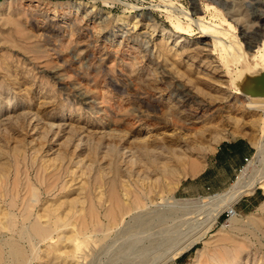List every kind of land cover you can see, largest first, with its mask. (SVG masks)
<instances>
[{
  "label": "rangeland",
  "instance_id": "obj_1",
  "mask_svg": "<svg viewBox=\"0 0 264 264\" xmlns=\"http://www.w3.org/2000/svg\"><path fill=\"white\" fill-rule=\"evenodd\" d=\"M214 33L231 46L239 41L249 61L221 53ZM263 42L264 0H0V264H11V249L28 256L25 264H52L57 245L62 264H153L167 239L186 241L211 225L215 194L231 190L244 172L253 188L221 210L204 239L163 264H206L230 245L240 247L241 264H264V111L237 93L233 76L262 75L248 47ZM241 137L255 154L228 189L212 193L192 183L220 144ZM130 148L139 163H131ZM161 163L177 175H162ZM142 168L160 171L145 181L155 188L144 196L145 208L115 231L100 233L99 222L92 223L86 237L83 221L93 213L104 219V198L122 196L126 187L139 191ZM174 198L191 204L176 206ZM27 206L32 219L44 213L52 222L49 238H21L32 226ZM80 206L76 221L69 212ZM232 207L234 218L226 215ZM133 215L148 230L134 251L127 249L139 227ZM72 227L77 242L65 245Z\"/></svg>",
  "mask_w": 264,
  "mask_h": 264
},
{
  "label": "bare ground",
  "instance_id": "obj_2",
  "mask_svg": "<svg viewBox=\"0 0 264 264\" xmlns=\"http://www.w3.org/2000/svg\"><path fill=\"white\" fill-rule=\"evenodd\" d=\"M173 5V4H172ZM181 12H183V11H181ZM172 14V13H171ZM182 14H186V15H190L189 14V12H184V13H182ZM174 15V14H173ZM189 17V16H188ZM190 18V17H189ZM177 19V18H176ZM207 19V18H206ZM179 20V19H178ZM190 20H192L191 18H190ZM195 22V21H194ZM182 23V22H181ZM179 21L178 22H176V26H177V28H179V29H182V24H181ZM199 25L200 26H203V25H205V23L203 22V20H199ZM210 25V24H209ZM208 25V26H209ZM211 26V25H210ZM209 26V27H210ZM216 26H218V25H216ZM208 27V28H209ZM213 29H214V26H211ZM218 27H220V26H218ZM207 29V28H206ZM213 29H212V31H213ZM216 29V28H215ZM223 29V28H222ZM221 29V30H222ZM204 31H206V30H204ZM208 31H210L209 33H211V29L209 30L208 29ZM208 31H207V33H208ZM219 31V30H218ZM214 32H216V31H214ZM208 33V34H209ZM220 34V33H219ZM221 35V34H220ZM212 36V35H211ZM213 38L212 39H214V42H215V44H213V45H215L216 46V48L217 49H220V51H221V53H224L225 55H237L238 57L240 56L241 58H242V60L243 61H249V59H248V54H244L243 52H241V48H240V42L239 41H237V45L236 46H231V45H228V44H226L225 42H224V40H223V38L222 37H220L219 35H217V34H213V36H212ZM207 44V43H206ZM249 44V43H248ZM251 44V43H250ZM238 45H239V47H238ZM248 50H251L250 51V57H252V59H253V61H254V65H252V67L253 68H255L256 69V71H258V70H261L262 71V75L261 76H258V75H253V74H251L249 71H247L246 70V72H244V70L242 71V70H237L235 73H234V80L235 81H238L239 82V85H240V89L237 91V93H239V94H247V95H249L248 97H250L249 99H250V102H249V106H251L252 108H255V109H261V110H263L264 111V42L263 43H261V45H259V46H254V45H249V47H248ZM246 53H248V52H246ZM224 57V56H223ZM245 75V77H244V80H241V75ZM233 78V77H232ZM94 102H96V101H94ZM93 102V103H94ZM183 118V117H182ZM53 126V125H52ZM264 127V126H263ZM51 129V128H50ZM47 131H48V129H47ZM47 131H46V133H47ZM51 130H49V132H50ZM220 134V133H219ZM120 146V145H119ZM117 147V146H116ZM143 148L142 149H144L145 148V146H142ZM159 147V146H158ZM119 148V147H118ZM139 148V147H138ZM147 148V147H146ZM149 148V147H148ZM148 148H147V150H148ZM155 148H157V147H155ZM109 149V148H108ZM111 149V148H110ZM131 149V148H130ZM129 149V150H130ZM136 150H137V148H135ZM150 149V148H149ZM153 149V148H152ZM151 149V151L152 152H157V151H159V149L158 150H156V151H154V149L152 150ZM112 150V149H111ZM116 150H118V149H116ZM120 150V149H119ZM128 150V149H127ZM108 151V150H107ZM123 151V150H122ZM131 151H132V149H131ZM140 151H142V150H140ZM145 151V150H144ZM177 151V150H176ZM109 152H111V151H109ZM133 152V151H132ZM131 152V157L129 156V158H130V161H131V163L132 164H134V163H136L137 161H138V158H137V153L136 152H133L132 153ZM138 152V151H137ZM111 153H113V151L111 152ZM128 153V152H127ZM130 153V152H129ZM129 153H128V155H129ZM139 153V152H138ZM144 152H142V154H143ZM147 153V152H146ZM158 153H161V151L160 152H158ZM180 153V152H179ZM108 154V153H107ZM124 155H125V153H123ZM111 155H113V154H111ZM110 155V156H111ZM119 155H122L121 154V152L119 153ZM123 155V156H124ZM127 155V156H128ZM152 155H154V154H152ZM157 155V154H156ZM127 156H125V157H127ZM142 156V155H141ZM125 157H124V159H125ZM154 157H155V155H154ZM152 158V157H151ZM163 159V158H162ZM180 159V158H179ZM153 160V159H152ZM49 162H50V160H49ZM127 162V161H126ZM140 161H138L137 163H139ZM142 163H143V161H141ZM152 162H156V161H152ZM161 162V161H160ZM121 163V162H120ZM128 163H130V162H128ZM163 163V162H162ZM161 163V164H162ZM92 164V163H91ZM141 164V163H140ZM157 164V163H156ZM164 164V163H163ZM162 164V165H163ZM165 164H168V163H165ZM178 164V163H177ZM176 164V165H177ZM47 165V164H46ZM87 165V164H86ZM126 165H129V164H126ZM142 165V164H141ZM144 165V164H143ZM146 165V164H145ZM173 165V164H172ZM179 165V164H178ZM134 166H136V165H134ZM138 166V165H137ZM148 166V165H147ZM128 167V166H127ZM126 167V168H127ZM141 167H144L145 169H146V167L145 166H141ZM149 167V166H148ZM162 168H161V174L162 175H168V174H170V175H172V174H174V173H176L175 175H177V169H174V168H170V167H168L167 165H163V166H161ZM178 167V166H177ZM132 168H133V166H132ZM131 167H130V170L132 169ZM136 168V167H135ZM144 168H142L143 170H145ZM119 169H120V167H119ZM148 169V168H147ZM247 169H249V168H247ZM104 170H106V167L104 168ZM121 170V169H120ZM135 170V169H134ZM141 170V169H140ZM151 170V169H150ZM122 171V170H121ZM121 171H119L120 173H122L123 174V171L121 172ZM126 171V170H125ZM194 171H195V169H194ZM129 172V171H128ZM136 172V171H135ZM160 172V171H159ZM159 172H158V170L156 171V170H151V171H148V170H145V172H143L142 171V173L141 172H139L138 171V180H136L138 183V186H140L139 187V191H137V190H133V189H130V188H125L124 189V193H122L123 195L121 196V194L120 195H118V194H115V195H112V197H110V199H103V201H104V206H106V209H104L105 210V213H104V219H101L100 217L98 218H96V220L94 219V217H93V219H92V216H94V213H93V215H91V219L89 220V218H87L88 220H89V222H87V221H83L84 220V216H83V218L81 219V222L83 221V223L81 224V226H82V228H84L85 227V234H86V237H87V235L90 233V232H92V231H90L89 232V226L90 225H92V223H98V228L97 229H99V226H100V228H102V230H101V232L100 233H102V231H104V233H105V231H107V230H109L110 231V229L112 228H114V227H116V226H118L119 225V223L121 222H124L125 221V216L126 215H128V214H134V210L136 209V208H140L141 206H143L144 207V202H143V198H144V196H147V194H150L154 189H152L151 187H150V184L148 185V184H145V181H151V182H153L152 180H150L151 178H153L155 175L154 174H159ZM178 172H180V171H178ZM130 173V172H129ZM245 173V172H244ZM241 174V176L239 177V180L233 185V187L231 188V190H229V191H226V192H224V193H221V194H217V195H215V197H216V199H215V203L213 204V207H214V209H213V211L215 212L214 213V215H213V219H211L212 221H211V225L206 229V230H204L203 231V233H201L200 231H197L196 233H194L192 236H190V237H186L187 238V240L186 241H183V240H181V239H175V238H169V239H167L166 241H167V244H166V250H165V252H163V253H160L158 256L157 255H155L156 256V259H159V261L157 260V262L156 261H154L153 262V264H163V263H165V262H167V261H169L170 259H173V258H176V257H178V256H180V255H182L184 252H186V251H188L189 249H191L199 240H201V239H204V237L206 236V234H208V232H209V230H210V228L213 226V224L215 223V222H218L217 220H218V217H219V214H220V212H221V210L223 209V208H226L227 206H229V205H233L245 192H247V191H249V190H251L252 188H253V186H254V184H247V183H245L244 181H245V174ZM132 174H133V172H132ZM121 176V175H120ZM132 176V175H131ZM135 176H136V174H135ZM161 176V175H160ZM122 177V176H121ZM157 177V176H156ZM180 179V178H179ZM178 179V180H179ZM156 180V179H155ZM177 180V181H178ZM180 181V180H179ZM142 183H144V184H142ZM257 183V182H256ZM65 184V183H64ZM152 184V183H151ZM177 185V184H176ZM65 186V185H64ZM124 186H128V185H125L124 184ZM68 187V186H67ZM66 187V188H67ZM176 187V186H175ZM70 189V188H69ZM68 189V190H69ZM36 190H38V189H35V191ZM40 190V189H39ZM38 190V191H39ZM51 191H53V190H50V191H48V192H50L51 193ZM67 191V190H66ZM70 191V190H69ZM102 191V190H101ZM100 191V192H101ZM104 191V190H103ZM123 191V190H122ZM37 192V191H36ZM36 192H33L34 194H33V196H35L34 198H32V199H34V201H40V200H38V198H40V197H38L37 198V193ZM31 194H32V192H31ZM53 194V193H52ZM100 193L98 192V195H99ZM40 195V194H39ZM42 195V194H41ZM98 195H97V197H98ZM101 195H102V193H101ZM106 195V194H105ZM109 196V195H108ZM99 197H101V196H99ZM102 198V197H101ZM106 198H109V197H107V195H106ZM42 199V198H41ZM66 199H68V198H66ZM73 199V201H72V203H74V198H72ZM77 199V198H76ZM31 200V199H30ZM44 200V199H43ZM46 200V199H45ZM44 200V201H45ZM69 200H70V198H69ZM69 200H67V202H68V204L69 203H71V202H69ZM80 200V199H79ZM79 200H77L78 202H80ZM101 200V199H100ZM145 200H146V198H145ZM150 200H151V198H150ZM33 201V200H32ZM33 201V202H34ZM43 201V202H44ZM47 201H48V199H47ZM148 201V200H147ZM173 202V204H175L176 206H181V207H183V208H186V209H188L189 208V204H191L190 202H188V201H185L184 203H180L181 201H179V200H177L176 198H174L173 200H172ZM55 202V201H54ZM54 202H51V203H54ZM64 202V201H63ZM78 202H77V204H78ZM28 203H30V206H31V203L32 202H28ZM50 203V202H49ZM49 203H47V205H49ZM59 203V202H58ZM58 203H57V205L56 206H58ZM61 203V202H60ZM65 203V202H64ZM63 203V204H64ZM71 203V204H72ZM43 204V203H42ZM80 204V203H79ZM15 205V204H14ZM46 205V206H47ZM66 205V204H65ZM30 206H27L28 207V209H29V207ZM39 206V205H38ZM42 206V205H41ZM60 207H61V205H59ZM58 206V207H59ZM75 206V205H74ZM74 206H72L74 209H75V207ZM40 207V206H39ZM43 207V206H42ZM44 207H45V205H44ZM43 207V208H44ZM52 205H50V210L52 209L53 210V207H55V204H54V206L52 207ZM57 207V208H58ZM70 207H71V205H70ZM70 207L68 208V209H70ZM71 207V209L73 210V208ZM81 208H80V210H79V208L77 209V211L76 212H69L70 214H72V215H77L75 218H76V221H77V217L79 216L78 215V212L80 213L81 212V209L83 210V208H82V206H80ZM102 207H103V204H102ZM77 208V207H76ZM104 208V207H103ZM145 208V207H144ZM177 208V207H176ZM32 207H30V213L28 212V210H27V213H29V214H27L26 213V220L28 221L29 220V222L30 223H32V226H30V228H26V229H24V231H23V233H22V237L21 238H23V237H27V238H30V240L31 239H46V238H49L50 236H51V234H52V222L51 221H49L48 219H47V216L43 213L42 215L41 214H38L34 219H32ZM67 209V208H66ZM92 209H93V207H92ZM206 209V208H205ZM7 210V209H6ZM5 210V211H6ZM26 210V209H25ZM43 210V209H42ZM56 210V209H55ZM58 210H59V208H58ZM90 210V209H89ZM99 210V209H98ZM102 210V209H101ZM103 210V211H104ZM4 211V213H6ZM36 211V210H35ZM40 211V210H39ZM68 211V210H67ZM67 211H65V212H67ZM91 212H93V210H90ZM100 211V210H99ZM102 211V212H103ZM134 211V212H133ZM200 212H198V215H200V214H202V212H201V210H199ZM207 211V210H206ZM34 212V211H33ZM38 212V211H37ZM61 212V211H60ZM64 212V213H65ZM95 212V211H94ZM133 212V213H132ZM10 213V212H9ZM63 213V212H62ZM62 213H60V214H62ZM96 213V212H95ZM100 212H98V214H99ZM179 213V212H178ZM35 214V213H34ZM59 214V213H58ZM59 214V215H60ZM89 214V213H88ZM97 213H96V216L98 215ZM164 214V213H163ZM162 214V215H163ZM1 215V214H0ZM3 215H7V213L6 214H3ZM28 215V216H27ZM57 216V220H59V221H62V222H66V223H68L69 221H67V217H66V215L65 216ZM83 215V214H82ZM82 215H81V217H82ZM87 215V214H86ZM161 215V216H162ZM238 215V213H237V211H236V213L232 216L233 218L234 217H236ZM8 216V215H7ZM25 216V215H24ZM55 216V215H54ZM87 216H89V215H87ZM168 216V215H167ZM202 216V215H201ZM132 218H133V220H139V223H138V226L139 227H135V228H138V230L137 231H133V233H131L129 236H132L131 237V239L134 237V242H133V246L132 245H129L128 246V248L127 249H131L132 251H134V249H138L139 248V246H140V243L142 242V238H143V236H144V234H146L147 232H148V230L147 229H145V224H144V222H141L140 220H141V215H133V216H131ZM131 217H130V219H131ZM56 218V217H55ZM71 218H73V217H71ZM71 218H69V219H71ZM129 218V217H128ZM14 219V218H13ZM53 219H54V217H53ZM199 219V218H198ZM201 219V218H200ZM25 220V219H24ZM74 220V219H73ZM13 221V220H12ZM80 221V220H79ZM78 221V222H79ZM128 221V220H127ZM127 221H125L126 222V224L128 223V226H129V222H127ZM200 221V220H199ZM1 222H2V219H1ZM198 222V221H197ZM3 223V222H2ZM14 223V222H13ZM57 223V222H56ZM56 223L54 224V225H56ZM74 222H71V224H73ZM9 225H10V223H9ZM65 225V224H64ZM75 224H73V226H74ZM79 226H80V224H78ZM96 225V224H95ZM123 225V224H122ZM192 225V224H191ZM195 225H198L197 227H199L200 226V224H195ZM202 225V224H201ZM15 226H16V224H15ZM24 226V225H23ZM69 226V225H68ZM72 226V225H71ZM80 226V227H81ZM121 226V225H120ZM10 227V226H9ZM22 227V226H21ZM57 227V226H56ZM61 227V226H60ZM64 227V226H63ZM63 227H61V228H63ZM70 227V226H69ZM78 227V226H77ZM119 227V226H118ZM118 227H116V228H118ZM127 227V226H126ZM225 226H223V228H224ZM14 228V227H13ZM23 228V227H22ZM65 229H66V226L64 227ZM73 229L71 230L70 228H69V232H70V235H67L68 234V232L65 234V240H64V242H66V244L65 245H67L68 244V242H72V240H76L77 239V237L75 236V233H74V231H75V229H74V227H72ZM91 228H92V226H91ZM127 228H129V227H127ZM126 228V230H123V232L124 231H127V230H131V227H130V229H127ZM96 229V230H97ZM192 229H193V227H192ZM79 230V228L76 230V231H78ZM135 230V229H134ZM190 231H192L191 229H189ZM55 231V230H54ZM81 231V230H80ZM84 231V230H83ZM83 231H81V232H83ZM99 231V230H98ZM113 231H115L114 229H113ZM132 231V230H131ZM180 231V230H179ZM21 231H19V233H20ZM192 232H194V231H192ZM78 233H79V231H78ZM169 233V232H168ZM61 234H63V233H61ZM63 234V235H64ZM84 234V233H83ZM84 234V235H85ZM93 234V233H92ZM149 234V233H148ZM60 235V234H59ZM77 235V234H76ZM155 235V234H154ZM186 235V234H185ZM78 236H79V234H78ZM80 236H81V234H80ZM152 236V235H151ZM19 237H20V235H19ZM128 237V236H127ZM63 238V239H64ZM76 238V239H75ZM82 239V238H81ZM86 239V238H85ZM89 239V238H88ZM164 239V238H163ZM229 238H226V237H222V239L221 240H223V241H227ZM30 240H28V241H30ZM185 240V239H184ZM232 239L230 238L228 241H231ZM34 241V240H33ZM84 241H86V240H84ZM165 241V240H164ZM234 241L235 240H233V243H234ZM63 242V243H64ZM76 242H77V240H76ZM75 242V243H76ZM88 242V241H87ZM31 243H33V242H31ZM30 243V244H31ZM85 243V242H84ZM132 243V242H131ZM162 243V242H161ZM239 243V242H238ZM61 244V243H60ZM35 245V244H34ZM74 245V244H73ZM141 245H143V244H141ZM32 246V245H31ZM60 245H57V246H55V247H53V252H54V254H55V261H54V259H53V261L54 262H52V264H62V262H61V260H60V262H59V259L61 258V256L60 255H58L57 254V251H58V253H60L59 251H60V249L58 248ZM63 246L64 245H62V248H63ZM162 246H163V244H162ZM15 247V246H14ZM68 248V250L72 247H70L69 248V246H67ZM18 248V247H17ZM65 248V247H64ZM11 249V248H10ZM19 249V248H18ZM26 249V248H25ZM66 249V248H65ZM66 249V250H67ZM77 249V248H76ZM126 249V248H125ZM140 249V248H139ZM12 251H11V257H12V260H11V264H25L24 263V260H22V258H23V255L25 256V253L22 255V253L20 252V251H18V250H16V249H11ZM64 250V249H63ZM63 251L62 253L63 254H66V255H70V252L69 251H72V249H70L69 251ZM110 250V249H109ZM113 250V249H112ZM130 250V251H131ZM21 251H23V250H21ZM62 251V250H61ZM154 251H155V249H154ZM240 251V247L239 246H235V245H230V246H225L224 247V250L223 251H219V254L216 256V257H212L211 258V260H210V262H208V263H206V264H241L240 262H241V256H240V254H241V252H239ZM24 252V251H23ZM76 252H74V254H75ZM131 253V252H130ZM130 253H127L128 255L130 254ZM147 253V252H146ZM125 254V253H124ZM126 254V255H127ZM157 254V253H156ZM167 254V255H166ZM216 254V253H215ZM1 255V254H0ZM127 255V256H128ZM164 255H166V257H164V258H162ZM201 255H202V253L201 252H199V254H198V259H199V261H200V257H201ZM5 257H6V255H4ZM130 256V255H129ZM135 256V255H134ZM214 256V255H213ZM26 257V256H25ZM28 257V256H27ZM26 257V258H27ZM123 257V256H122ZM31 258V257H30ZM62 258H64V257H62ZM66 258H69V257H66ZM75 256H74V260H75ZM162 258V259H161ZM25 259V258H24ZM29 259V258H28ZM33 259V258H32ZM161 259V260H160ZM8 260H9V258H8ZM7 260V261H8ZM58 260V261H57ZM243 260V259H242ZM3 261H5V260H2V263H3ZM27 261V260H26ZM30 261V260H29ZM34 261V260H33ZM64 262V264H67L68 262H66V261H68V259L65 261V260H63ZM120 261V260H119ZM28 262V261H27ZM71 262V261H70ZM76 262V261H75ZM115 262V261H114ZM113 262V263H114ZM243 262V261H242ZM8 263V262H7ZM6 262H5V264H7ZM99 263V262H98ZM79 264V263H78Z\"/></svg>",
  "mask_w": 264,
  "mask_h": 264
},
{
  "label": "crops",
  "instance_id": "obj_3",
  "mask_svg": "<svg viewBox=\"0 0 264 264\" xmlns=\"http://www.w3.org/2000/svg\"><path fill=\"white\" fill-rule=\"evenodd\" d=\"M254 154L255 147L243 137L224 142L209 156L201 173L192 183L212 193L224 191L230 187L238 171L246 166V160Z\"/></svg>",
  "mask_w": 264,
  "mask_h": 264
},
{
  "label": "built area",
  "instance_id": "obj_4",
  "mask_svg": "<svg viewBox=\"0 0 264 264\" xmlns=\"http://www.w3.org/2000/svg\"><path fill=\"white\" fill-rule=\"evenodd\" d=\"M250 160H251V159H247V160H246V162H247L246 165L250 163ZM244 168H245V166H244L242 169H240V172H243ZM235 213H236V209H235L234 207H232V208H230V209H228V210L226 211V215H227L228 217H232Z\"/></svg>",
  "mask_w": 264,
  "mask_h": 264
}]
</instances>
